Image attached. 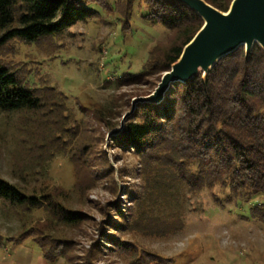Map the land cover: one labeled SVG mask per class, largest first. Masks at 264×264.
<instances>
[{
  "label": "rangeland",
  "instance_id": "374dc122",
  "mask_svg": "<svg viewBox=\"0 0 264 264\" xmlns=\"http://www.w3.org/2000/svg\"><path fill=\"white\" fill-rule=\"evenodd\" d=\"M118 15L105 8L58 35L0 46V60L28 69L33 85L47 97L42 113L0 110V177L38 198L48 191L81 215L70 224L52 215L41 198L40 206L29 208L0 201V264L44 261L31 238L17 235L37 224L46 230L49 245L66 255V261L45 264H167L158 257L170 258L168 264H264V226L218 187L185 190L183 224L167 234H157L145 221L131 222V200L142 192L139 160L112 140L118 133L108 134L125 113L130 112L124 123L146 103L133 106L132 99L151 93L164 71L123 85L115 84L113 74L138 71L145 51L173 34L142 20L134 8L135 28L124 40L116 30ZM93 109L104 114L95 116ZM82 160L83 167H77ZM114 206L125 214L127 226H112L122 221Z\"/></svg>",
  "mask_w": 264,
  "mask_h": 264
},
{
  "label": "trees",
  "instance_id": "16d2710c",
  "mask_svg": "<svg viewBox=\"0 0 264 264\" xmlns=\"http://www.w3.org/2000/svg\"><path fill=\"white\" fill-rule=\"evenodd\" d=\"M205 1L222 11L231 2ZM105 8L119 13L116 30L124 40L135 28L134 8L142 20L173 34L166 43L154 42L145 51L138 71L118 73L115 66L114 82L119 85L142 83L147 75L167 70L202 24L197 13L176 0H0V46L12 39L35 43L58 35ZM22 70L0 60V110L42 113L47 97L40 93L41 87L33 85L30 71ZM95 111L93 115L102 117L110 109ZM109 122L112 127L114 123ZM112 140L130 148L139 160L142 192L131 200V222L145 221L157 234H167L183 224L185 190L218 187L232 194L234 204L264 226V50L255 43L245 55L239 46L222 56L204 78L199 73L187 83H171L159 103H141ZM83 164L84 160L79 161L77 167ZM39 198L60 221H80V214L58 203L50 192H42ZM39 198L0 177L2 205L38 207ZM114 210L122 221H113L112 226H127L119 206ZM39 226L17 235L31 238L46 262L66 261L64 252L49 245L50 237ZM158 258L170 262V258Z\"/></svg>",
  "mask_w": 264,
  "mask_h": 264
},
{
  "label": "water",
  "instance_id": "95a60500",
  "mask_svg": "<svg viewBox=\"0 0 264 264\" xmlns=\"http://www.w3.org/2000/svg\"><path fill=\"white\" fill-rule=\"evenodd\" d=\"M198 14L201 26L183 46L178 58L165 70L151 93L132 99L136 102L159 103L171 83H187L201 73L204 78L212 66L224 55L243 46L248 55L256 43L264 50V0H231L225 11L205 0H176ZM108 135L117 134L124 125Z\"/></svg>",
  "mask_w": 264,
  "mask_h": 264
},
{
  "label": "crops",
  "instance_id": "0c3cea01",
  "mask_svg": "<svg viewBox=\"0 0 264 264\" xmlns=\"http://www.w3.org/2000/svg\"><path fill=\"white\" fill-rule=\"evenodd\" d=\"M39 260H41V259H43L42 257H41V254H39ZM44 260V259H43ZM46 263V261L44 260V261H39V264H45Z\"/></svg>",
  "mask_w": 264,
  "mask_h": 264
}]
</instances>
